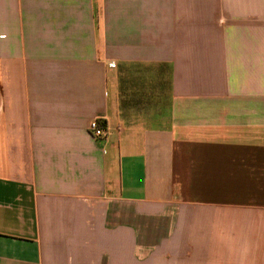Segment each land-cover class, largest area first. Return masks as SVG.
Listing matches in <instances>:
<instances>
[{"label":"crops","instance_id":"1","mask_svg":"<svg viewBox=\"0 0 264 264\" xmlns=\"http://www.w3.org/2000/svg\"><path fill=\"white\" fill-rule=\"evenodd\" d=\"M0 264H264V0H0Z\"/></svg>","mask_w":264,"mask_h":264},{"label":"built area","instance_id":"2","mask_svg":"<svg viewBox=\"0 0 264 264\" xmlns=\"http://www.w3.org/2000/svg\"><path fill=\"white\" fill-rule=\"evenodd\" d=\"M88 130L94 138H99L103 133V128L98 124L97 121L91 122Z\"/></svg>","mask_w":264,"mask_h":264}]
</instances>
